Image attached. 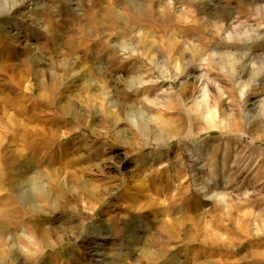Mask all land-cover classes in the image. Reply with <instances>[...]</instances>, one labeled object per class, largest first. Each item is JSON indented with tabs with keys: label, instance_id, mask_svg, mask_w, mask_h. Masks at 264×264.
Returning a JSON list of instances; mask_svg holds the SVG:
<instances>
[{
	"label": "clouds",
	"instance_id": "obj_1",
	"mask_svg": "<svg viewBox=\"0 0 264 264\" xmlns=\"http://www.w3.org/2000/svg\"><path fill=\"white\" fill-rule=\"evenodd\" d=\"M92 20L87 31L89 44H81L79 51L61 48L56 50L47 37L53 33L51 24L45 23L41 29L44 33L41 43H47L48 53H41L38 62H34L35 86L51 91H60L66 82H75L78 78L84 85L82 92L68 97H56L63 106L72 104L75 111L89 113L99 123L105 121L100 130L103 139L114 145L113 153H125L124 161L119 167L127 169L132 180L129 185L124 176L110 177L102 184L95 180L85 182L84 173L96 175L94 169L103 175L101 159L83 168L74 169L72 173L55 163V154L68 137L55 133L51 145L45 146L42 159L24 168L19 174L18 188H23V200L27 206L18 208L14 202L11 210L0 209V219L4 228L0 229V264L15 250L22 258L36 264L42 255L44 245H38V234L32 227V217L44 216V224L59 226L68 220L67 226L60 228L56 240H50L49 246H61L65 238L75 245L82 241H94L103 245V254L99 250L90 253L102 264L110 259L108 253L112 245L123 244L121 264H169L170 253L175 249V241L180 238L168 232L167 228L153 218L154 205L167 209L179 198L195 195L201 201L211 202L220 211L221 216L228 217L237 204L245 203L251 196L250 191L237 194L231 187L240 188L244 179L258 165L264 169V153L254 155L251 151L256 145L264 144V87L259 83L261 69L252 61L247 65L251 74L246 79L233 82L236 65H239L247 52L234 63L218 64L214 58L223 60L229 50L241 43H259L264 41V0L250 3L239 11L235 19L227 24L221 21L214 25L211 38L203 42L183 44L181 51L174 50L181 41L173 39L165 45L158 21L170 23L181 21L195 23L194 11L176 0H142L134 4L133 0H105L102 8L92 10ZM103 31H97V27ZM85 33L81 31V36ZM102 38L106 46L103 71L93 73L89 63L82 60L83 48ZM219 41V43H216ZM166 51L165 63L175 70V76L157 75L154 67L156 51ZM199 55V67L205 69L200 76L203 83L193 87L188 100H182L179 93L174 97L171 85H159L161 81L179 79L182 74L181 60L183 54ZM134 64L143 67L139 74L130 69ZM84 74L86 79L81 78ZM215 73V77L209 75ZM95 85L96 91H91ZM209 85L212 88H209ZM163 95L165 99L161 100ZM228 105L221 108V102ZM60 115H64L61 110ZM17 125L9 122L0 125V148L11 144L13 153L20 157L30 154V146L23 135L18 141H9L15 135ZM79 131V129H73ZM215 134V135H213ZM71 135V133L69 134ZM223 138L233 145L232 153L225 152L222 166L217 163L211 151V142ZM108 145H105L107 147ZM140 172H137V169ZM219 170V171H218ZM138 176V179L136 177ZM222 177H227L222 179ZM4 178V164L0 160V181ZM155 179H166L170 184L169 192L143 201V206L131 205L118 201V194L132 187H147ZM89 193L90 203L85 207L80 201L81 183ZM114 207H109V205ZM7 214H4V213ZM119 212L121 216L128 213L144 215L150 221L151 231L138 230L139 239L129 240L111 237L107 234L89 236L94 226L101 220H108ZM251 218V230L248 219ZM172 217H165V224H170ZM210 226V225H209ZM237 228L244 239L252 236L264 237V219L257 213L247 210L242 219L237 221ZM222 240L227 235H221ZM243 241H241L242 243ZM9 264L14 262L9 261ZM18 264V262H15Z\"/></svg>",
	"mask_w": 264,
	"mask_h": 264
},
{
	"label": "rangeland",
	"instance_id": "obj_2",
	"mask_svg": "<svg viewBox=\"0 0 264 264\" xmlns=\"http://www.w3.org/2000/svg\"><path fill=\"white\" fill-rule=\"evenodd\" d=\"M30 1L0 0V125L15 121L17 125L27 127L28 130L25 129L27 130L25 132L20 129L22 127H17L15 135L8 139L10 142L18 141L23 135L31 150L29 156L20 158L13 153L11 144H5L0 148V160L4 164V178L0 181V209L8 211L14 202H19L18 208L27 206V201L23 200V188L18 193L10 187L9 179L19 177L24 168L42 159L41 154L45 152V146L51 145L55 133L68 137L56 152L54 161L64 167L65 171L72 173L74 169L86 167L103 159L101 169L104 174L101 175L98 169L93 170L96 173L94 176L84 173L85 182L95 180L97 184H102L110 177L124 176L127 183L132 184V180L128 179L131 173L119 167L124 161L125 153H113L114 145L111 141L103 139L100 130L104 127L105 121L97 123L89 113L75 111L72 107L75 101L72 104L65 102L61 106L60 101L56 99L82 92L85 86L80 84V79L66 82L55 94L35 86L34 75L31 80L29 79V73L34 72V62L39 61L41 53H48L47 43H41L44 37L41 31L43 25L51 24L53 34L47 37V40L55 45L56 50L67 48L79 51L81 44H89L87 31L92 20L88 14L94 9L102 8L105 0H37L36 4ZM141 2L142 0H133L134 4ZM176 2L194 11L195 23L158 21L163 25L161 31L165 45L169 39H178L182 42L176 47L174 54L179 53L183 44L189 41L198 44L206 38H211L215 24L221 21L227 24L235 19L239 11L258 0H176ZM81 31L85 33L84 36H81ZM97 31L103 29L98 26ZM105 48L101 38L82 50V60L89 63L93 73L102 72L104 64L111 63L110 60L106 62L103 60ZM154 50L160 62L159 67L154 63L156 74L175 76V70L165 63L166 51L159 48ZM246 52L247 55L241 63L236 65L233 82L246 79L251 74L247 65L254 61L261 69L259 83L264 87V41L236 45L229 50L231 60L228 56L223 60L214 59L218 61L217 66L222 63L227 69L228 63H234ZM183 58L186 60H181L182 74L179 75V79L161 81L159 85L153 87H167L170 84L173 92L169 93V96L174 97L179 93L181 99L186 101L190 99L196 84L206 82L199 79L206 70L199 67V55L193 57L191 53L185 52ZM143 70L139 64H134L130 69L133 74H139ZM209 75L215 77V73ZM81 78L86 79L83 73ZM209 88L212 86L209 85ZM90 90L96 91L95 85H92ZM160 99L163 100L165 97L161 95ZM227 107L228 105L222 101L221 108L226 110ZM61 110L64 112L63 116L60 115ZM77 128L79 131H73ZM232 148L233 145L223 138H216L211 142V151L221 166L226 151L230 159ZM251 151L254 155L264 153V144L256 145ZM261 164H264V161ZM137 172H140L139 168ZM80 187L84 196L80 203L86 207L90 203L89 193L84 190V182ZM231 187L237 194L247 190L252 196L245 203L237 204L228 217L219 214L222 209L211 206L209 201H201L195 195L179 198L178 203L170 204L167 209H160L154 205V220L164 225L169 233L180 238L174 242L176 247L170 253L169 264H264V237L252 236L245 240L237 228V221L242 219L243 213L247 210L257 213L264 219V169L258 165L244 179L240 188H235V185ZM169 189L170 184L166 179H155L150 181L147 187H132L128 191H122L118 194V201L142 207L143 201L150 202L155 196L167 194ZM109 207L111 209L114 205L110 204ZM169 215L172 222L165 224V217ZM31 219L32 227L39 237L38 245H44L45 249L36 264H102L99 256L96 259L90 257L94 241L87 238L79 245L72 244L65 238L61 246H49V241L57 239L60 235L59 229L67 226L68 220L62 221L59 226H53L40 222L46 219L44 216H35ZM248 223L251 230V218L248 219ZM149 224L150 221L144 215L128 213L121 216L117 212L114 217L97 223L88 235L100 236L105 233L113 238L135 240L139 239L136 235L138 230L151 231ZM3 228V220L0 219V229ZM224 234L228 238L222 240L220 237ZM123 248V244L114 243L108 253L110 259L103 264H121ZM99 250L101 254L106 251L103 245ZM9 261L14 264L15 262L32 264V261L22 258L15 250L10 251L4 264H9Z\"/></svg>",
	"mask_w": 264,
	"mask_h": 264
},
{
	"label": "bare ground",
	"instance_id": "obj_3",
	"mask_svg": "<svg viewBox=\"0 0 264 264\" xmlns=\"http://www.w3.org/2000/svg\"><path fill=\"white\" fill-rule=\"evenodd\" d=\"M10 1H12V0H10ZM32 1V3L33 4H36V1L37 0H31ZM31 1H30V3H31ZM8 2V1H7ZM38 2V1H37ZM11 3H13V2H11ZM29 4V3H28ZM12 6V5H11ZM37 26V25H36ZM17 33V32H16ZM10 35H11V33H10ZM18 39V38H17ZM172 40V39H171ZM170 39L169 40H167V43L169 42V41H171ZM182 59H184V60H186L185 58H183V56H182ZM187 61H188V59H187ZM185 63H186V61H184ZM155 64H156V66L157 67H159V65H160V62H159V60H158V56L156 55V61L154 62ZM4 116V115H3ZM14 117V116H13ZM74 117H76V114H74ZM14 123H15V121H14ZM21 130H22V132H25V131H27L28 129H27V127H25V126H23L22 128H20ZM25 129H27V130H25ZM21 132V133H22ZM55 133V132H54ZM18 169V168H17ZM18 179H19V177H16V178H10L9 179V185H10V187L12 188V189H14V190H16L18 193H19V191H21V188H18V185H17V181H18ZM8 185V186H9ZM102 234V233H101ZM105 234V233H104ZM93 248V251L92 252H94V251H96V250H99L100 248H101V246L102 245H100V244H96L95 242H93V244L91 245ZM99 251H101V250H99Z\"/></svg>",
	"mask_w": 264,
	"mask_h": 264
}]
</instances>
